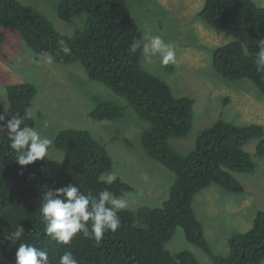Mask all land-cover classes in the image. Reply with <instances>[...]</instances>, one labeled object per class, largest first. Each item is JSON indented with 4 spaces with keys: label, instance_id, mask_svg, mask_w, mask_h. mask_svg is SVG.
<instances>
[{
    "label": "trees",
    "instance_id": "16d2710c",
    "mask_svg": "<svg viewBox=\"0 0 264 264\" xmlns=\"http://www.w3.org/2000/svg\"><path fill=\"white\" fill-rule=\"evenodd\" d=\"M57 14L66 23L81 20L73 37L61 35L34 7L17 0H0V28L15 29L37 56L48 53L56 64H81L91 81L127 100L128 107L150 124L142 135L144 153L170 169L175 180L161 208L118 210L120 227L114 233L105 232L101 242L78 233L65 245L44 233L40 204L47 190L74 184L98 198L105 189L122 197L134 188L119 177L111 185L101 180L112 170L114 160L89 131L67 129L57 136L54 145L64 153V161L51 160L47 155L26 166L16 162L6 130L0 132V264H16L21 242L46 250L49 264H59L66 251L78 264H198L191 251L172 255L165 249L178 228L212 264H262L264 211L256 213L249 231L231 235L228 255L219 256L205 238L193 203L196 195L211 185L233 194L244 192L233 174L255 171L256 163L244 148L259 139L257 155L264 156V126L235 125L220 119L201 131L193 151L177 153L170 140L188 137L195 101L176 97L167 83L143 69V36L128 0H62ZM199 15L206 25L234 38L214 49L216 72L229 81L248 79L264 95V72L257 71L255 63L257 43L264 39V7L252 0H206ZM5 40V33L0 31V54ZM60 41L69 47L68 54L62 51ZM134 41H141L135 52L131 49ZM36 94L31 83L8 86L10 113L23 115L26 108L33 109ZM125 110L115 102L97 101L89 117L116 121ZM0 113H4L1 103ZM25 124L35 127L36 121L26 120ZM18 226L25 229L20 241L11 236Z\"/></svg>",
    "mask_w": 264,
    "mask_h": 264
},
{
    "label": "rangeland",
    "instance_id": "374dc122",
    "mask_svg": "<svg viewBox=\"0 0 264 264\" xmlns=\"http://www.w3.org/2000/svg\"><path fill=\"white\" fill-rule=\"evenodd\" d=\"M17 1L40 11L63 36L73 37L77 25H81V20L75 23L60 20L57 7L62 0ZM252 1L264 7V0ZM205 2L128 0L129 11L141 29L143 43L148 42L146 37L160 36L175 50L176 62L167 66H162L158 57H152L148 62L143 54V69L167 83L176 97H188L195 101L193 124L188 137L170 140L171 146L181 155L193 151L201 131L220 119L235 125L264 126V95L255 84L248 79L226 80L214 69V49L227 45L234 38L206 25L199 15ZM0 31L6 35L0 54V103L4 113H10L7 87L33 84L37 89L33 100L36 113L34 128L42 137L52 141L48 150L51 160L62 162L66 159L64 153L54 145L62 131H89L106 146L114 160L109 173L134 188V192L122 197L114 196L126 202L125 209L136 210L143 206L161 208L169 198L175 174L144 153L142 135L150 124L128 107L124 97L101 83L91 81L81 64H49L44 57L37 56L28 48L15 29L0 28ZM97 101L119 104L126 108L124 116L116 121L91 119L89 114ZM45 121L47 127H44ZM259 142V139L254 140L244 148L256 163L255 171L233 174L244 187L242 194L229 193L217 185H211L194 199V211L216 255H228L230 236L249 231L256 213L264 211V156L257 155ZM165 249L172 255L191 251L198 264H212L201 249L188 243L182 228L177 229Z\"/></svg>",
    "mask_w": 264,
    "mask_h": 264
},
{
    "label": "clouds",
    "instance_id": "9594fccd",
    "mask_svg": "<svg viewBox=\"0 0 264 264\" xmlns=\"http://www.w3.org/2000/svg\"><path fill=\"white\" fill-rule=\"evenodd\" d=\"M147 43L143 44V54L148 62L152 57H158L162 66L174 64L175 50L171 44H167L160 36L146 37ZM259 51L256 57L257 71L264 72V39L258 43ZM62 51L70 52L64 41H60ZM141 45V41H134L131 45L133 52ZM47 63H52L54 57L51 54H42ZM6 116H11L6 119ZM36 119V113L28 107L23 115L9 112L0 113V132L6 130L9 148L15 153V160L20 166L32 164L38 160H44L48 155L52 141L42 137L37 128L27 126L26 120ZM47 121L44 127H47ZM117 179L113 173L101 176V180L111 185ZM110 205V206H109ZM126 202L117 199L107 189L102 190L97 196L91 193H83L78 185L67 184L59 188L47 190L42 196L40 204V216L45 225L46 236L55 239L62 244H70L72 239L83 233L85 237L101 242L105 232H115L120 227V219L117 211L126 208ZM90 222V228H89ZM25 229L18 226L11 234L17 241L24 235ZM16 264H49L46 250H37L36 247L21 242L16 251ZM59 264H78L70 251H66L59 260Z\"/></svg>",
    "mask_w": 264,
    "mask_h": 264
}]
</instances>
